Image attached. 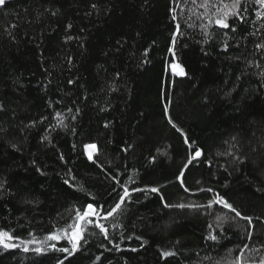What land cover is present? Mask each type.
Here are the masks:
<instances>
[{
	"label": "trees",
	"instance_id": "trees-1",
	"mask_svg": "<svg viewBox=\"0 0 264 264\" xmlns=\"http://www.w3.org/2000/svg\"><path fill=\"white\" fill-rule=\"evenodd\" d=\"M92 4L98 10L91 9ZM198 4L191 0H179V7L173 0H6L0 7V100L7 109L0 113V127L8 129L0 134V182H6L0 198V228L25 240L32 239L29 233L43 240L73 223L76 209L82 210L86 203L114 205L122 189L112 175L130 191L160 189V193H132L133 202L118 217L126 227L113 228L111 218L101 221L121 251L106 250L112 244L98 234L88 237L72 257L51 247L41 254L24 252L23 246L0 248V264H58V260L64 264H216L239 256L244 244L259 249H245L244 264H259L264 258V78L259 75L264 71V54L255 49L264 39V29L250 35L264 21L252 23L258 6L250 5L246 22L235 21V33L213 26L214 37L204 43L198 26L202 21L195 15L204 9ZM172 8L185 33L176 46L177 59L189 74L184 78L172 76L169 67L168 49L177 23ZM189 9V22L197 25L192 28L184 19ZM14 24L18 27L12 29V39L5 30ZM225 31L232 37L227 52L223 51ZM69 36L74 39L66 40ZM166 105L190 145L168 123ZM56 112L63 113L67 128L53 127ZM41 117L47 120L25 128ZM44 136L51 138V144L42 142ZM86 143L97 145L99 155L94 158L103 169L87 160ZM196 147L203 150L202 156L184 169ZM69 169L74 187L63 183L70 178ZM182 169L189 192L177 179ZM208 188L242 215L253 217L250 240L242 238L247 221L239 218L224 225L226 235L219 243L205 239L212 231L209 224L219 231L217 214L235 215L220 205L199 211L166 208L160 198L162 194L170 204H207L213 193L200 189ZM133 233L142 240L127 239ZM142 241H147L143 247ZM52 244L71 247L66 239L47 241ZM166 250L178 254L161 258L160 252Z\"/></svg>",
	"mask_w": 264,
	"mask_h": 264
},
{
	"label": "snow or ice",
	"instance_id": "snow-or-ice-1",
	"mask_svg": "<svg viewBox=\"0 0 264 264\" xmlns=\"http://www.w3.org/2000/svg\"><path fill=\"white\" fill-rule=\"evenodd\" d=\"M188 0H185V3H187ZM173 3L179 7V0H173ZM191 3L193 5L198 4V0H191ZM6 5V0H0V7H3ZM255 5L258 6L254 8L255 12V20L252 21L253 24H255L257 21H264V0H200L198 7L203 8L204 11L202 13H195L196 18L200 21H202L198 26L202 30V35L204 36V43H208L209 39L214 37V33L211 31L213 29V26L218 27L219 29H229L232 33H235L237 31L236 27L234 26L235 21H239L240 23H245L247 20V14L249 12V6ZM91 9L98 10L97 4H92ZM173 15L172 19L174 21H177V14L176 9H171ZM181 12H183V9H181ZM190 15L185 17V24L187 27L192 28L197 26L195 22H189L192 20V10L189 9ZM52 15H56V12H52ZM85 15H91V13H85ZM232 19L233 23L230 24L229 20ZM203 21H206L204 23ZM18 27V25H11L9 29H6L8 36L12 39H15L12 29H15ZM72 25L68 24L67 28L71 29ZM260 29H264V22L260 23L259 28H257L256 32L250 33V35H256L257 32L260 31ZM83 31V30H82ZM185 35L184 32L181 31V24L177 21L176 23V30L173 32L171 36V46L169 47L168 51L172 55V60L169 62V67L171 68L172 76L174 77H188V72L186 71L185 67L179 62L177 59V51L176 46L178 44L179 39L183 38ZM224 40H223V51L227 52L229 48L228 41L232 39L231 36H229V33L227 31L222 33ZM74 39L73 37L69 36L66 37V40ZM242 39H247V37H242ZM83 46V45H81ZM186 46V45H185ZM235 47L239 48L240 45L237 43ZM255 49L260 52L261 54H264V39L261 40V42L255 44ZM205 55L208 53L205 52ZM145 56H147V50H145L144 53ZM235 59L239 60L241 57H235ZM146 62V61H145ZM68 63H72L71 57L68 58ZM251 61H248V64L251 65ZM256 67H261L259 63L256 64ZM117 78L119 77V73L116 74ZM261 78H264V71H261L259 73ZM240 77H237L239 79ZM14 84L19 83V81H14ZM48 83L50 84L51 81L49 80ZM69 84H73V80L68 81ZM20 87H23V84H20ZM47 88V84L44 86ZM115 91V89H113ZM103 110V109H102ZM7 109L5 107V104L2 100H0V113L6 112ZM69 112L72 111V109H68ZM165 115L167 116L168 123L176 129L177 132H179L182 136H185L183 130L177 126V124L173 121L172 117L168 114V107L165 106ZM77 112H79V109H77ZM57 120V124L53 127H59V128H67L68 125L64 123V116L61 112H56L55 117ZM72 119H75V116L72 117ZM45 120H47V117H41L40 121H30L29 124L25 125V128H32L35 127L37 123H43ZM108 123H105L104 127H108ZM8 129L4 127H0V134H7ZM3 136L0 135V139H2ZM233 140L236 138L233 137ZM47 141L49 144H51V138L49 136L42 137V142ZM185 143L190 145L189 140L185 136ZM11 147L13 149H16L17 151L18 146L16 144H11ZM76 145H73V149H75ZM84 154H86L87 160L92 162L93 164H96L98 167L103 169V165H101L97 158L99 155V149L95 143H86L83 145ZM123 151H127V148L122 149ZM203 150L199 147H196L192 150V153L189 155L187 162L184 164V169H187L189 165H192L194 162L198 161L199 158L202 156ZM60 160L64 161V156L61 153L60 154ZM238 159V158H237ZM151 162H155V157L151 158ZM33 164H35V161H33ZM36 171L39 172L41 175H44L45 173L39 168H36ZM66 176L70 178H65L63 180V183L65 185H68L69 187H74V185L71 183V180H74L75 177L71 176V170L69 169L66 173ZM184 176V170L182 169L179 176L177 177L178 180H180L181 186L184 190V192H189L190 190L184 185V181L182 177ZM111 179L115 181L116 184L120 186L122 189V193H116L117 200L114 203V205L105 207V205L96 204V203H86L82 210L80 208H77L75 211V217L74 222L71 224H68L66 227H62L57 230V232L49 233L43 240L37 241L35 236L32 235V233H29L30 236H32V239H22L19 236H15L12 234L11 231L5 230L4 228H0V248L2 249H16L21 246H23V251H34L37 254H41L46 251L47 247H51L55 251L66 253L67 257H72L74 254L84 246V244L88 243V237H95L96 235H102L104 240H107L109 244H112V249H106L108 251H112L113 249L116 251H121V247L119 243L113 242V235L109 232V228L102 223L101 221H109L111 218V224L113 228L117 227H126L125 225L120 224L118 217L123 216L126 213V207L128 204L132 203V193L134 192H144V191H150L152 193H160V189L158 187H151L146 189L142 188H132L131 191L129 190V187L125 183H121L119 178L116 175H112ZM129 181L134 183V180L132 177H129ZM5 183L6 182H0V198H3V193L5 191ZM199 183V181H198ZM83 191V188L80 189ZM115 191V189H113ZM200 191H206L209 193H213V196L211 199L207 201V204H200L197 202H189V203H176V204H170L167 201H165L164 196L161 194L160 198L164 202V207L166 208H179V209H190L193 211H199L200 209H212L213 205H220L224 209H228L231 213H234V216H229L225 213L217 214L216 219V229H218V233L215 229H213V225L209 224L208 228L212 231L209 232V235L205 237V239L211 240L215 243H219L220 240L226 235L224 231V225L228 223H236L237 218L241 221H247V228H245L244 233L242 235V238L251 239L253 236V230L255 228V225L253 224V217L242 215L240 211H238L232 203H230L224 196L220 195L218 192H214V189L208 188V189H200ZM93 200H95V197H93ZM25 203H33L32 201H25ZM135 227V225H133ZM98 230V233L97 231ZM121 240H123L125 237L123 235V232L120 233ZM135 238L137 240H142V237L135 236L133 233L132 236L127 237V239ZM60 239H66L68 244L71 246L69 247H60L56 248L55 244H52L50 246L47 245V241H57ZM19 241V243H16L15 241ZM83 241V244L81 243ZM147 241H142L141 247L146 244ZM179 243V241H177ZM38 244L39 246L34 248H29V245ZM100 247H106L104 244H101ZM261 247H264L262 245ZM249 249L248 244H244L243 247L239 249L240 255L236 256L234 259L226 260L222 259L221 261H217L216 264H244V260L242 259L244 257V250ZM132 252L138 251L137 248H131ZM232 249H229V255L232 253ZM250 252H258V248H252L249 249ZM178 253L166 250L160 252L161 258H168L176 256ZM65 257V259H67ZM96 260H100L101 257L97 256L95 258ZM210 259V258H209ZM58 264H64V260H58ZM127 264V262H125ZM251 264H256L255 261H251ZM259 264H264V258H261L259 261Z\"/></svg>",
	"mask_w": 264,
	"mask_h": 264
}]
</instances>
